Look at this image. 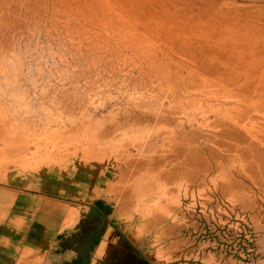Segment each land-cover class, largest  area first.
<instances>
[{
    "label": "rangeland",
    "instance_id": "obj_1",
    "mask_svg": "<svg viewBox=\"0 0 264 264\" xmlns=\"http://www.w3.org/2000/svg\"><path fill=\"white\" fill-rule=\"evenodd\" d=\"M17 197L72 236L105 198L154 264H264V0H0Z\"/></svg>",
    "mask_w": 264,
    "mask_h": 264
},
{
    "label": "crops",
    "instance_id": "obj_2",
    "mask_svg": "<svg viewBox=\"0 0 264 264\" xmlns=\"http://www.w3.org/2000/svg\"><path fill=\"white\" fill-rule=\"evenodd\" d=\"M7 204V209L0 208V264H154L127 248L105 198L97 197L89 206L88 220L82 229L78 225V233L71 228L75 237L64 212L50 214L48 200L37 211L20 197Z\"/></svg>",
    "mask_w": 264,
    "mask_h": 264
}]
</instances>
